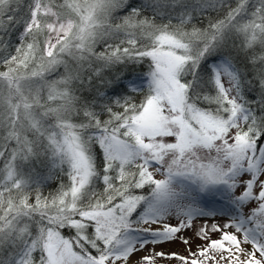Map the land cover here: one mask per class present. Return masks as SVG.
<instances>
[{
    "label": "snow or ice",
    "instance_id": "obj_1",
    "mask_svg": "<svg viewBox=\"0 0 264 264\" xmlns=\"http://www.w3.org/2000/svg\"><path fill=\"white\" fill-rule=\"evenodd\" d=\"M162 261L264 264V0H0V264Z\"/></svg>",
    "mask_w": 264,
    "mask_h": 264
},
{
    "label": "rangeland",
    "instance_id": "obj_2",
    "mask_svg": "<svg viewBox=\"0 0 264 264\" xmlns=\"http://www.w3.org/2000/svg\"><path fill=\"white\" fill-rule=\"evenodd\" d=\"M187 234L191 235V233H187ZM198 242L199 241L193 240V248H195V244ZM163 249L165 251H178L180 253H184V245L180 244L179 242L174 243V244L164 245ZM161 264H176V262L175 261H171V262L162 261Z\"/></svg>",
    "mask_w": 264,
    "mask_h": 264
}]
</instances>
